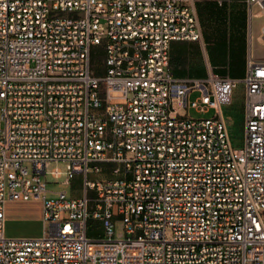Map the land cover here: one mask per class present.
I'll use <instances>...</instances> for the list:
<instances>
[{
	"label": "built area",
	"instance_id": "obj_1",
	"mask_svg": "<svg viewBox=\"0 0 264 264\" xmlns=\"http://www.w3.org/2000/svg\"><path fill=\"white\" fill-rule=\"evenodd\" d=\"M201 39L196 0H0V264H264V59L241 79L174 76L171 42ZM64 174L81 197L51 189ZM8 201L40 202L43 234L6 236Z\"/></svg>",
	"mask_w": 264,
	"mask_h": 264
},
{
	"label": "crops",
	"instance_id": "obj_2",
	"mask_svg": "<svg viewBox=\"0 0 264 264\" xmlns=\"http://www.w3.org/2000/svg\"><path fill=\"white\" fill-rule=\"evenodd\" d=\"M196 7L202 39L171 42L169 68L174 76L201 79L218 74L241 79L251 52L257 60L264 59L255 52L264 21L257 14L260 10L251 13L248 0H196ZM70 185L71 181H63L50 187L70 195ZM35 203L40 204L42 215L41 203Z\"/></svg>",
	"mask_w": 264,
	"mask_h": 264
},
{
	"label": "rangeland",
	"instance_id": "obj_3",
	"mask_svg": "<svg viewBox=\"0 0 264 264\" xmlns=\"http://www.w3.org/2000/svg\"><path fill=\"white\" fill-rule=\"evenodd\" d=\"M264 21V19H261ZM256 55L264 58V46L260 43L255 45ZM106 52L104 46L98 45L93 47L91 55V66L94 73L103 76L107 72L105 65ZM243 86L240 85L235 92L233 104L225 107L224 113L229 117V128L232 136V142L235 147H241L244 144V94ZM200 92H194L190 96V100H195L199 97ZM178 113L181 116H192L195 118L211 117L214 115V109H208L201 112L198 109L191 107L185 108L179 104L175 105ZM60 167L65 171V166L61 163ZM47 182L51 187L57 183L63 182L66 179V174L61 179L55 180L50 175L46 176ZM71 185L67 189L70 196L81 197L84 189V178L82 174H77L71 180ZM94 194L91 193V197ZM6 214L8 220L5 222V235L8 237H36L41 236L44 232V221L42 219L40 204L35 202L24 201H8L6 203ZM264 218V208L262 209ZM115 220L121 219V215L115 214ZM87 234L93 239H102L107 237V230L104 222L101 220H90L88 222ZM168 236H172V232H168Z\"/></svg>",
	"mask_w": 264,
	"mask_h": 264
},
{
	"label": "bare ground",
	"instance_id": "obj_4",
	"mask_svg": "<svg viewBox=\"0 0 264 264\" xmlns=\"http://www.w3.org/2000/svg\"><path fill=\"white\" fill-rule=\"evenodd\" d=\"M257 14L259 15V17H262L264 19L263 13L261 11H259Z\"/></svg>",
	"mask_w": 264,
	"mask_h": 264
}]
</instances>
